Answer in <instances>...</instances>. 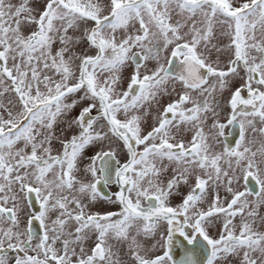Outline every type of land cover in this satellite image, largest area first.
Listing matches in <instances>:
<instances>
[{"label": "snow or ice", "instance_id": "obj_1", "mask_svg": "<svg viewBox=\"0 0 264 264\" xmlns=\"http://www.w3.org/2000/svg\"><path fill=\"white\" fill-rule=\"evenodd\" d=\"M0 264H264V0H0Z\"/></svg>", "mask_w": 264, "mask_h": 264}, {"label": "flooded vegetation", "instance_id": "obj_2", "mask_svg": "<svg viewBox=\"0 0 264 264\" xmlns=\"http://www.w3.org/2000/svg\"><path fill=\"white\" fill-rule=\"evenodd\" d=\"M229 131H231V132L233 133V135H235V131H236L235 129H226V130H225L226 134H227ZM228 139L231 140V139H232V136H229ZM113 190H115V189H113ZM37 207H38V206H37ZM32 210H35V209H32Z\"/></svg>", "mask_w": 264, "mask_h": 264}]
</instances>
